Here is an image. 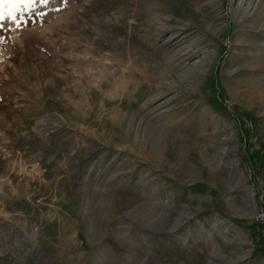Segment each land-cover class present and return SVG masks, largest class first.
I'll use <instances>...</instances> for the list:
<instances>
[{
    "label": "rangeland",
    "instance_id": "rangeland-1",
    "mask_svg": "<svg viewBox=\"0 0 264 264\" xmlns=\"http://www.w3.org/2000/svg\"><path fill=\"white\" fill-rule=\"evenodd\" d=\"M19 7L0 21V264H264L238 222L258 213L242 132L264 142V0Z\"/></svg>",
    "mask_w": 264,
    "mask_h": 264
},
{
    "label": "trees",
    "instance_id": "trees-1",
    "mask_svg": "<svg viewBox=\"0 0 264 264\" xmlns=\"http://www.w3.org/2000/svg\"><path fill=\"white\" fill-rule=\"evenodd\" d=\"M222 93H224V91L222 90L220 95L222 96ZM244 123L246 122H241V125H242V128L244 126ZM251 128L253 129H257V127L254 125V122L252 121V127H249V130H251ZM243 130V129H242ZM245 140H244V145L242 147V158H243V163H244V166L247 168L248 172H251V175H252V180L255 184V186L258 185L259 183V180L262 176H264V142H261L258 146V148L256 149V147L254 146L253 147V150H251V147H249V144H248V138L246 137V133L245 131L243 130L242 132ZM255 150H258V151H263L261 156L263 157V159H261L259 162H258V159L257 160H253V156L257 153V151ZM238 222L242 225H250L252 223H256V224H259L258 221H252V220H247V219H238ZM260 234H258V237H260V235L263 234L264 230L263 229H260ZM264 236V234H263Z\"/></svg>",
    "mask_w": 264,
    "mask_h": 264
},
{
    "label": "snow or ice",
    "instance_id": "snow-or-ice-1",
    "mask_svg": "<svg viewBox=\"0 0 264 264\" xmlns=\"http://www.w3.org/2000/svg\"><path fill=\"white\" fill-rule=\"evenodd\" d=\"M49 0H0V21L5 19H12L14 22L18 20V16L14 11H9L7 16L4 14V5H12L17 8V10H22L19 6L30 7L37 3L47 4ZM3 23H0V28H3ZM17 27H20V24L17 23Z\"/></svg>",
    "mask_w": 264,
    "mask_h": 264
},
{
    "label": "built area",
    "instance_id": "built-area-1",
    "mask_svg": "<svg viewBox=\"0 0 264 264\" xmlns=\"http://www.w3.org/2000/svg\"><path fill=\"white\" fill-rule=\"evenodd\" d=\"M256 199L258 206L256 220L258 221L261 229L264 230V176L260 178L259 183L256 186Z\"/></svg>",
    "mask_w": 264,
    "mask_h": 264
},
{
    "label": "crops",
    "instance_id": "crops-1",
    "mask_svg": "<svg viewBox=\"0 0 264 264\" xmlns=\"http://www.w3.org/2000/svg\"><path fill=\"white\" fill-rule=\"evenodd\" d=\"M253 185L255 186L254 182H253ZM256 187V186H255Z\"/></svg>",
    "mask_w": 264,
    "mask_h": 264
}]
</instances>
